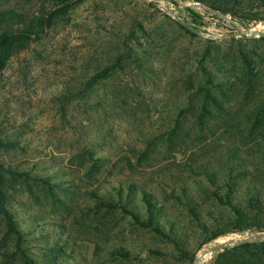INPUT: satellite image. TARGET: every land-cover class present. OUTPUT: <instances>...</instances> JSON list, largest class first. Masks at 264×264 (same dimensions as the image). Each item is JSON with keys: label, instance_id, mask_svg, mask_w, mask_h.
I'll return each instance as SVG.
<instances>
[{"label": "rangeland", "instance_id": "374dc122", "mask_svg": "<svg viewBox=\"0 0 264 264\" xmlns=\"http://www.w3.org/2000/svg\"><path fill=\"white\" fill-rule=\"evenodd\" d=\"M19 1L28 12L51 4ZM184 7L169 0H81L7 63L0 164L9 173L1 182L19 238L0 216V264H195L204 248L256 233L202 244L190 214L189 206L209 224L205 212L219 209L202 191L212 190L203 173L225 177L226 153L234 150L254 180L260 174L264 141L257 147L252 137L264 132V101L223 90L212 102L199 92L185 95L188 77L199 79L201 41L231 53L235 44L219 36L236 27L200 9L191 17ZM141 191L152 195L158 223H171L172 232H163L176 245L118 207V199L127 201L144 219Z\"/></svg>", "mask_w": 264, "mask_h": 264}, {"label": "trees", "instance_id": "16d2710c", "mask_svg": "<svg viewBox=\"0 0 264 264\" xmlns=\"http://www.w3.org/2000/svg\"><path fill=\"white\" fill-rule=\"evenodd\" d=\"M80 1L51 0L50 5L43 4L35 12H28L25 9L26 5L20 4L19 0H0V81L10 59L25 51L30 42L44 37L57 19L69 13ZM192 1L228 16L242 27L258 22L264 23V0ZM170 2L175 5L173 1ZM183 10L191 17L198 18L194 10L187 7ZM177 27L190 37L199 40L184 26L177 24ZM223 40L235 44V47L231 48V53H220L218 49L210 50L207 43L213 41L206 39L201 41L206 46L203 47L202 59L197 64L199 79L193 82L191 77H188L184 88L185 95L190 97L199 92L205 101L212 102L216 99L215 92H228L233 96L251 100L257 96L264 101V50L263 48L259 50L247 48L245 45L246 42L264 45V38L240 37ZM202 62H207L214 69L204 67ZM109 70L106 68L105 72ZM257 115L260 117L261 113ZM252 140L258 147L259 142L264 141V132L255 133ZM1 144L0 140V146ZM225 157L228 164L225 177H219L215 170L203 173L212 190L202 188V191L207 192V196L219 207V209L205 212L209 224L198 221L200 213L189 206L190 214L197 220V226L204 235L202 244L226 234L264 231V153L257 151V158L262 163V169L255 180L250 169L240 165V158L234 150L226 153ZM6 171L7 169L0 164V216L5 222L7 231L18 239L19 233L12 215L4 205L5 196L1 180H3V172ZM198 187L201 188V186ZM140 194L145 209L144 219L140 218L139 213L127 201L126 204H122L118 199V207L137 225L147 227L176 245V242L163 232V229L172 232L171 223L161 225L157 221L159 209L155 207L152 195L143 191ZM106 206L111 207L109 203ZM210 264H264V241L241 243L224 248L222 251L213 253Z\"/></svg>", "mask_w": 264, "mask_h": 264}, {"label": "water", "instance_id": "95a60500", "mask_svg": "<svg viewBox=\"0 0 264 264\" xmlns=\"http://www.w3.org/2000/svg\"><path fill=\"white\" fill-rule=\"evenodd\" d=\"M174 1L176 3L183 4L184 6H186L189 9H200V10L206 11L210 14L222 17L223 19L232 23L236 27V32L220 35L219 38H231V37H235V38H239V37L259 38V37H262V38H264V27L262 29H257L256 26L251 27V28H247V29H242L239 26H237L228 16L221 15L220 13H218L214 10L208 9L203 5H200V4L195 3V2H182L181 0H174ZM163 11L168 13V11H166V10H163ZM187 28L190 29L193 33L200 35L198 32L191 29L189 26H187ZM262 241H264V232L251 233L248 235L240 236L239 239L233 240V241L228 242V243L212 244V245L204 248L201 256L206 257V259H207L213 253L218 252V251H222L224 248H230L232 246H235V245H238L241 243H253V242L256 243V242H262ZM198 259H199V257L196 255L194 258L195 264H202L203 262H199Z\"/></svg>", "mask_w": 264, "mask_h": 264}, {"label": "built area", "instance_id": "2783aa9c", "mask_svg": "<svg viewBox=\"0 0 264 264\" xmlns=\"http://www.w3.org/2000/svg\"><path fill=\"white\" fill-rule=\"evenodd\" d=\"M150 1H153V0H149V2ZM169 1H173L174 3H176L174 0H169ZM171 3V2H170ZM158 7H159V9L161 10V11H163V10H166L162 5H158ZM167 11V10H166Z\"/></svg>", "mask_w": 264, "mask_h": 264}, {"label": "bare ground", "instance_id": "6f19581e", "mask_svg": "<svg viewBox=\"0 0 264 264\" xmlns=\"http://www.w3.org/2000/svg\"><path fill=\"white\" fill-rule=\"evenodd\" d=\"M198 256V255H197ZM199 257V256H198ZM205 259V257H202L201 255H200V257H199V262H202L203 260Z\"/></svg>", "mask_w": 264, "mask_h": 264}]
</instances>
